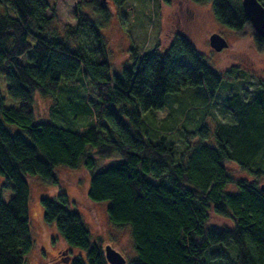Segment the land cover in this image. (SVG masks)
I'll return each instance as SVG.
<instances>
[{"label":"trees","instance_id":"trees-1","mask_svg":"<svg viewBox=\"0 0 264 264\" xmlns=\"http://www.w3.org/2000/svg\"><path fill=\"white\" fill-rule=\"evenodd\" d=\"M108 1L76 0V22L59 32L49 28L57 13L51 0H0V75L9 95L20 101L19 107L7 106L0 95V174L3 187L13 191L8 200L0 191V264H25L34 244L28 175L59 183L56 166L76 168L82 161L91 173L89 199L108 201V220L131 227L136 257L130 264H264V191L257 178L264 173V82L252 99L226 95L232 121L211 128L201 118L192 131L182 132L187 140L182 150L169 138L153 140L141 129L142 111L163 108L166 95L182 88L195 86L213 95L223 75L179 33L163 53L131 47V64L113 71L99 28L103 23L91 17L94 12L108 19ZM193 1H210L220 21L236 31L250 27L256 45L264 47L242 0ZM83 81L95 89L89 84L97 99L89 96L87 111L98 123L73 130L35 120L36 92L60 100L63 91H72L78 104ZM111 154L119 158L95 168L97 156ZM228 162L257 177L237 179ZM231 183L237 188L227 191ZM41 203L44 220L56 223L70 248L66 264L108 263L103 245L70 207L67 191L43 196ZM213 213L234 225H212ZM229 243L234 257L223 246ZM41 260L50 264L44 254Z\"/></svg>","mask_w":264,"mask_h":264},{"label":"rangeland","instance_id":"rangeland-1","mask_svg":"<svg viewBox=\"0 0 264 264\" xmlns=\"http://www.w3.org/2000/svg\"><path fill=\"white\" fill-rule=\"evenodd\" d=\"M56 6V17L49 28L62 32L67 23L76 22L74 4L76 0H51ZM108 19L93 12L91 17L102 21L99 28L107 40L109 60L113 71L120 72L122 67L131 64L130 48L136 47L140 53L154 49L165 52L176 34L186 35L203 55L205 60L223 75L221 88L213 95L203 94L195 86L182 88L178 92L168 93L163 108L142 111V131L153 140L156 137L171 139L177 151L187 144L183 131H192L198 121L214 128L220 121H232V115L223 103L229 93H239L242 98L252 99L256 94L260 81L264 82V47L260 49L254 40L250 27L242 31L220 21L212 10L210 1L195 2L193 0H125L118 6L115 0L107 2ZM14 13V12H13ZM49 11V15H50ZM218 32L228 41V46L216 50L209 42L212 33ZM82 76V75H81ZM77 94L80 102L72 99V91H63L62 99L55 100L51 96L36 92L34 95V118L37 121H51L61 126L81 130L93 123L95 117L88 114L89 96L96 98L88 82L83 81ZM95 91V89H94ZM198 91V92H197ZM200 92V93H199ZM0 95L7 106H20V101L12 98L7 90V82L0 75ZM97 99V98H96ZM11 129H18L15 123H7ZM197 141L194 135L190 137ZM160 140V139H159ZM94 151L95 146L89 145ZM264 155V154H263ZM262 156V155H261ZM119 156L111 154L97 158L100 168L115 162ZM229 169L237 178H254L256 173L242 170L235 162H228ZM261 161L254 162L253 168L259 167ZM61 179L59 183L43 181L38 175H28L30 183V219L34 244L26 255L25 264H41L44 254L46 261L54 264L58 260V250L70 251L67 243L59 234L55 222H47L43 218L41 197L53 196L59 191H67L73 198L71 208L79 212L91 229L92 239L100 242L103 247L111 245L126 259L127 264L136 257L130 225H114L107 217L108 201H92L87 196L91 173L84 162L76 168L60 164L56 168ZM264 183V173L257 177ZM5 177L0 174V191L5 200L10 199L13 191L3 187ZM237 185L231 183L227 191L236 190ZM35 205L38 210L35 211ZM210 223L218 227H232L234 222L229 217L212 214ZM233 243L224 244L228 255H232ZM74 254L75 249H71ZM67 254L64 253V256ZM54 259V260H53ZM215 260H218L215 259ZM222 261V260H221ZM223 262V261H222ZM111 264V263H107Z\"/></svg>","mask_w":264,"mask_h":264},{"label":"water","instance_id":"water-1","mask_svg":"<svg viewBox=\"0 0 264 264\" xmlns=\"http://www.w3.org/2000/svg\"><path fill=\"white\" fill-rule=\"evenodd\" d=\"M242 5L253 28L259 35L264 36V5L260 0H242ZM209 42L216 50H222L229 44L227 39L218 32L211 34ZM260 187L264 191V183ZM105 256L111 264H127L125 257L111 245L105 247Z\"/></svg>","mask_w":264,"mask_h":264},{"label":"flooded vegetation","instance_id":"flooded-vegetation-1","mask_svg":"<svg viewBox=\"0 0 264 264\" xmlns=\"http://www.w3.org/2000/svg\"><path fill=\"white\" fill-rule=\"evenodd\" d=\"M67 250H58L57 253H58V260H54V264H66V262H68V259L65 258L64 256V253H67L66 252Z\"/></svg>","mask_w":264,"mask_h":264},{"label":"bare ground","instance_id":"bare-ground-1","mask_svg":"<svg viewBox=\"0 0 264 264\" xmlns=\"http://www.w3.org/2000/svg\"><path fill=\"white\" fill-rule=\"evenodd\" d=\"M98 157H100V156H97V158H98ZM97 164H98V163H97ZM56 168H57V166H56ZM56 168H55V169H56ZM56 171H57V170H56ZM57 173H58V172H57ZM37 210H38V206L35 205V211H37Z\"/></svg>","mask_w":264,"mask_h":264}]
</instances>
